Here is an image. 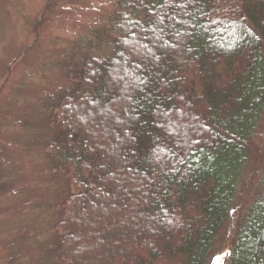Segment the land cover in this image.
<instances>
[{
  "label": "trees",
  "instance_id": "trees-1",
  "mask_svg": "<svg viewBox=\"0 0 264 264\" xmlns=\"http://www.w3.org/2000/svg\"><path fill=\"white\" fill-rule=\"evenodd\" d=\"M108 30L54 106L58 259L208 264L227 225L226 264H264V174L231 213L264 111V0H123Z\"/></svg>",
  "mask_w": 264,
  "mask_h": 264
},
{
  "label": "rangeland",
  "instance_id": "rangeland-1",
  "mask_svg": "<svg viewBox=\"0 0 264 264\" xmlns=\"http://www.w3.org/2000/svg\"><path fill=\"white\" fill-rule=\"evenodd\" d=\"M121 1L0 0V264H66L55 225L70 187L46 148L61 129L54 106L87 56L111 50ZM252 147L231 213L245 212L264 174V111ZM229 227L208 264L227 263Z\"/></svg>",
  "mask_w": 264,
  "mask_h": 264
},
{
  "label": "snow or ice",
  "instance_id": "snow-or-ice-1",
  "mask_svg": "<svg viewBox=\"0 0 264 264\" xmlns=\"http://www.w3.org/2000/svg\"><path fill=\"white\" fill-rule=\"evenodd\" d=\"M129 171H131V169H129Z\"/></svg>",
  "mask_w": 264,
  "mask_h": 264
}]
</instances>
